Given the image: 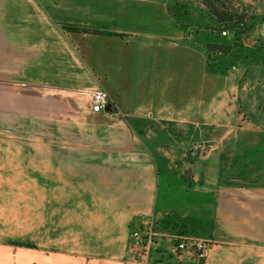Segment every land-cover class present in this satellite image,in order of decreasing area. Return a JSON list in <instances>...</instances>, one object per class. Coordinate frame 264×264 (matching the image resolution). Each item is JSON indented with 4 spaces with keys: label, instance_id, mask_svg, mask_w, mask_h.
Returning <instances> with one entry per match:
<instances>
[{
    "label": "crops",
    "instance_id": "crops-1",
    "mask_svg": "<svg viewBox=\"0 0 264 264\" xmlns=\"http://www.w3.org/2000/svg\"><path fill=\"white\" fill-rule=\"evenodd\" d=\"M204 21L195 0H0V264H145L148 218L209 241L204 264H264V64L213 70ZM192 262L163 239L148 264Z\"/></svg>",
    "mask_w": 264,
    "mask_h": 264
},
{
    "label": "rangeland",
    "instance_id": "rangeland-1",
    "mask_svg": "<svg viewBox=\"0 0 264 264\" xmlns=\"http://www.w3.org/2000/svg\"><path fill=\"white\" fill-rule=\"evenodd\" d=\"M220 8L225 21H219L209 11L206 0H195V5L203 12L205 17V28L216 38L215 43L209 45V65L213 70L234 71L241 59L255 60V65L264 64V0H211ZM227 32L225 36L223 33ZM237 49L241 53L234 56L232 53ZM232 56V57H231ZM232 62H230V61ZM230 62V63H229ZM16 134H27L32 138L51 132L48 126H17L14 128ZM23 143H17V145ZM35 142H28V146H35ZM32 154V153H31ZM14 155V154H13ZM16 165H21L25 174H18L16 178H22L18 190L23 196L36 197L38 194V180L35 172L34 154L27 162L25 159L15 158ZM20 187L19 183H16ZM168 234V232H163ZM170 234V233H169ZM191 237L186 234H181ZM193 238V237H191Z\"/></svg>",
    "mask_w": 264,
    "mask_h": 264
},
{
    "label": "built area",
    "instance_id": "built-area-1",
    "mask_svg": "<svg viewBox=\"0 0 264 264\" xmlns=\"http://www.w3.org/2000/svg\"><path fill=\"white\" fill-rule=\"evenodd\" d=\"M223 34L226 36L227 32ZM82 95L91 100V108L94 113L109 112L111 101L106 91L102 89L83 91ZM210 149L211 145L207 143L193 144L188 150V161L194 162L204 157ZM163 239H168L173 243L174 251L178 256H190L197 264L205 263L211 246L209 241L186 237L179 233L173 235L160 233L156 231L155 221L152 218L145 219L142 226L132 232L131 246L137 258L148 264L153 248Z\"/></svg>",
    "mask_w": 264,
    "mask_h": 264
},
{
    "label": "trees",
    "instance_id": "trees-1",
    "mask_svg": "<svg viewBox=\"0 0 264 264\" xmlns=\"http://www.w3.org/2000/svg\"><path fill=\"white\" fill-rule=\"evenodd\" d=\"M208 4L209 11L211 15L215 18H217L219 21H225V17L223 16V13L221 12L220 8L218 5H216L213 1L211 0H206ZM190 264H197V263H190Z\"/></svg>",
    "mask_w": 264,
    "mask_h": 264
}]
</instances>
